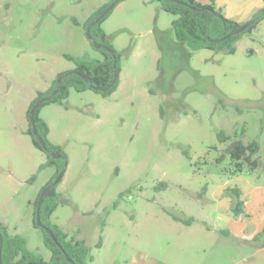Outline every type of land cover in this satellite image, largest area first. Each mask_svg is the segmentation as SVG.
Masks as SVG:
<instances>
[{
  "label": "rangeland",
  "instance_id": "obj_1",
  "mask_svg": "<svg viewBox=\"0 0 264 264\" xmlns=\"http://www.w3.org/2000/svg\"><path fill=\"white\" fill-rule=\"evenodd\" d=\"M219 1L225 17L241 22L264 9L261 0ZM108 2L0 0V222L45 260L33 203L61 161L40 169L48 157L27 133V112L73 68L65 54L102 58L85 24ZM174 19L156 0L119 3L102 25L120 55L117 90H72L63 104L40 108L67 160L51 220L85 241L94 258L87 264H264L254 244L220 232L231 217L251 215L232 214L227 189L255 200L264 169L238 174L225 155L229 142L217 139L244 127L264 159V21L227 55L191 51L175 39ZM163 182L167 189L156 190ZM169 213L195 221L186 226Z\"/></svg>",
  "mask_w": 264,
  "mask_h": 264
},
{
  "label": "trees",
  "instance_id": "obj_2",
  "mask_svg": "<svg viewBox=\"0 0 264 264\" xmlns=\"http://www.w3.org/2000/svg\"><path fill=\"white\" fill-rule=\"evenodd\" d=\"M114 1L115 0H110V2L102 5L98 10H96L88 18L85 24V29L87 30L88 26L93 24L102 15L105 9ZM123 1L125 0H120L119 3ZM156 1L160 3L163 11L176 17V19L172 21V29L175 39L178 42L185 44L191 51L194 52L210 50L222 52L227 55L235 54L237 51L236 45L242 37L246 34H251L264 21V9L258 10L249 20L251 24L246 31L229 37L221 43H213L211 40L221 39L228 36L233 30L240 28L244 23L225 17L222 9L217 7L216 0H209L208 4H203L198 0H178L186 5H180L168 0ZM109 16L110 14L105 18H102L99 22L94 23L91 28V36L99 45L102 46V48L99 50L95 49L89 40L90 44L95 50L101 53L102 58L87 60L82 57L65 54L64 58L67 61L72 62L74 64V68L72 70L59 73L47 91L38 93V96L31 103V106L28 109V118L30 116L32 106L38 100L52 95L55 90H58L57 94L54 95L50 101L44 102L42 106L50 103L63 104L64 101L69 98L72 90L78 93L93 90L103 96H109L117 90L119 86V78L107 92L94 89L108 88L112 85L115 71L114 59H117V68H120V55L115 50L109 36L102 27L103 23ZM81 75L89 77L91 85L88 84L81 77ZM60 77H62V81L61 86L58 89V79ZM40 108L35 113V126L38 136L42 137L47 145V149L50 152L66 157L64 150L60 146L51 143L48 139L50 128L47 122L39 116ZM29 123L30 125L27 133L31 137L34 146L44 152L48 157V162L42 165L40 169H44L47 166L57 165L58 161H61V166L58 168L56 176L46 185L47 187L55 181L59 173L65 167V160L62 158H53L41 149L37 136H35L32 132L30 119ZM245 135L246 129L244 127L240 130L235 128L234 134L232 135L227 134L223 130L217 133V139L220 144L229 142V146L225 150V155L229 157L231 164L235 166V171L238 174L243 173L245 170L254 172L259 168L264 169V159H261L260 156L262 149L260 141L258 139H254L245 142ZM222 157H220L218 161H222L225 156ZM34 180L35 176L30 179L31 182ZM167 187L168 184L163 182L155 189L163 190L167 189ZM207 187L208 186L206 185L203 189V193L207 192ZM40 194L33 203V221L35 227L39 228L43 232V244L50 252V259L45 260L42 255L33 253L28 248L25 238L20 235L10 234L8 228L0 222V234L3 238L2 245L0 243V264H87L88 261H93L94 258L90 256L89 249L87 248L85 241L74 237L70 238L66 231L62 230L51 220L52 215L58 208L57 199L59 197V193L56 191V186L52 188L50 195L45 199L41 207L40 216L43 227H37V204ZM123 195L124 194L121 193L119 197L122 198ZM227 195L233 199V203L231 205L232 214L235 217L244 215L246 210L243 190L238 186L228 188ZM118 204L119 200L114 204V207L117 208ZM169 214L176 222L182 223L186 226H191L195 221L194 218H186L185 215ZM45 228H49L53 231L57 242L51 238ZM220 232L227 236H232L228 230ZM247 243L264 246V229ZM99 247H101V243ZM68 258L70 260H68Z\"/></svg>",
  "mask_w": 264,
  "mask_h": 264
},
{
  "label": "water",
  "instance_id": "obj_3",
  "mask_svg": "<svg viewBox=\"0 0 264 264\" xmlns=\"http://www.w3.org/2000/svg\"><path fill=\"white\" fill-rule=\"evenodd\" d=\"M120 0H115L114 2H112L106 9L105 11L102 13V15L94 22V23H97L99 22L102 18H105L106 16H108L110 14V12L112 10H114V8L117 6V4L119 3ZM168 1H171V2H175V3H178L180 5H186L185 3L181 2V1H178V0H168ZM91 24L88 26L87 28V31H86V35H87V38L91 41V43L93 44V46L95 47V49H101L102 46L99 45L94 39L93 37L91 36V28L92 26L94 25ZM251 22L248 21L246 23H244L240 28L238 29H235L233 30L228 36L224 37V38H221V39H213L211 40V42L213 43H221L223 41H225L226 39H228L229 37H232L234 35H238V34H241L243 33L244 31L247 30V28L250 26ZM114 68H115V71H114V80H113V83L110 87L108 88H94L95 90H100L102 92H107L113 85L114 83L118 80L119 78V73H120V70L117 68V59H114ZM64 77V76H63ZM81 77L88 83L91 85V80L89 79V77L85 76V75H81ZM61 81H62V77H60L58 79V89L60 88L61 86ZM58 92V90H55L52 95L46 97V98H43V99H40L38 100L31 108L30 110V116H29V119H30V122H31V125H32V132L35 136H37V139H38V142L41 146V149L43 151H45L47 154H49L51 157L53 158H62L65 160V167L63 168V170L59 173L58 177L56 178V180L49 186H47L45 189H43V191L41 192L40 194V197H39V200H38V204H37V216H36V225L37 227H43V224H42V221H41V216H40V212H41V207L43 205V202L45 201V199L50 195L51 193V190L54 186H56L57 184H59L66 172V168H67V160H66V157H63L59 154H56L54 152H50L48 149H47V145L45 143V141L42 139V137L38 136V133H37V129H36V126H35V113L36 111L42 106V104L44 102H47V101H50L54 95H56ZM46 232L51 236V238L57 242V239L53 233V231L49 228H45ZM0 243L2 245L3 243V238L0 234ZM68 260H70L68 258ZM33 264V263H31Z\"/></svg>",
  "mask_w": 264,
  "mask_h": 264
},
{
  "label": "crops",
  "instance_id": "obj_4",
  "mask_svg": "<svg viewBox=\"0 0 264 264\" xmlns=\"http://www.w3.org/2000/svg\"><path fill=\"white\" fill-rule=\"evenodd\" d=\"M261 1L264 2V0H261ZM208 3L209 1L208 2L204 1L203 4H208ZM219 4H220V1L216 0V5L218 8H220ZM249 18H250V15H249ZM235 21L240 22V23L246 22V21L241 22L240 20H235ZM252 191L253 190H251V192ZM250 195L251 193H248V195L246 194L244 195L245 210L247 209L248 213H251L250 217L246 219H243L242 217L234 219L231 217L227 225V230L230 232L232 236H235L236 238L241 239V240H246L247 242L251 241L257 234H259L264 229V206H262V204H264L262 203L264 201V194L263 193L258 194L257 198L255 199L257 200V203H256L257 205H254L255 200L253 196L251 198ZM253 246H254V250L256 249L254 251L255 255H260L264 253V246H257V245H253Z\"/></svg>",
  "mask_w": 264,
  "mask_h": 264
}]
</instances>
